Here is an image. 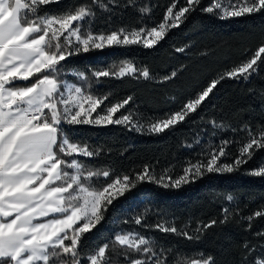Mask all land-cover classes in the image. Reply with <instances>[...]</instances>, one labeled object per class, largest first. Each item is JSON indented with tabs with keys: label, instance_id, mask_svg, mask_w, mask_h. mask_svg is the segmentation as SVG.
Masks as SVG:
<instances>
[{
	"label": "trees",
	"instance_id": "trees-1",
	"mask_svg": "<svg viewBox=\"0 0 264 264\" xmlns=\"http://www.w3.org/2000/svg\"><path fill=\"white\" fill-rule=\"evenodd\" d=\"M104 2L108 4L107 10L93 4V0H58L41 5L40 14L61 16L86 6L96 14L86 18L90 22L83 25V30L108 35L122 29L131 32L158 27L165 22L167 10L173 5L174 13L184 7L191 10L178 27L167 28L164 39L152 48L139 44L111 45L67 56L61 62L58 78L62 82L81 87L94 98L107 97L98 113L104 114L107 107L132 97L118 116L127 115L142 126L136 131L122 124L63 125L71 140L98 153L94 157H78L85 168L109 171L107 178L101 175L86 183L99 190L125 175L134 180L145 166L157 177L166 173L175 179L190 165L206 163L209 153L225 140L229 141L225 148L227 155L220 157L218 163L234 164L241 147L250 139L243 130L245 126L253 134L264 130V53L254 66L257 71L247 80L226 74L251 60L264 46V10L222 17L216 10L206 9L217 2L228 7L229 0H199L194 6H189L187 0ZM180 48L184 51H177ZM124 62L141 70L147 68L150 79L125 76L97 80L93 76L95 71H117ZM173 72L175 77L164 79ZM76 73H84L86 79H80ZM45 74L42 70L28 81L14 84L30 85ZM213 80L218 81L216 88L195 112L164 132L148 131L151 123L181 111ZM213 122L222 127H214ZM260 167H264V149L255 150L246 163L231 173L205 172L178 188L137 182L107 205L102 218L89 231L81 233L78 243L81 264H90L87 258L104 245H108L107 264H129L125 254L133 258L138 254L129 253L115 243L117 235L128 233L149 239L153 249L167 258V264H190L193 259L207 257L212 258L213 264L264 261V177L251 175ZM257 212L261 215L256 216ZM138 218L141 224H136ZM212 221L216 223L204 227ZM159 223L175 227L192 239L161 232L155 228ZM78 227L80 223L73 226Z\"/></svg>",
	"mask_w": 264,
	"mask_h": 264
},
{
	"label": "snow or ice",
	"instance_id": "snow-or-ice-1",
	"mask_svg": "<svg viewBox=\"0 0 264 264\" xmlns=\"http://www.w3.org/2000/svg\"><path fill=\"white\" fill-rule=\"evenodd\" d=\"M49 2L0 0V264H81L78 251L81 233L89 231L90 226L102 218L107 205L134 188L137 182H155L164 188H178L203 176L205 172L231 173L246 163L255 150L264 149V130L253 134L245 126L243 130L248 132L250 139L241 147L240 156L232 165L218 163L220 157L227 155L225 148L229 141L225 140L218 149L209 153L206 163L190 165L184 169L183 175L175 179L166 173L157 177L145 166L134 180L125 175L99 190L86 183L101 175L107 178L109 171L87 170L78 157H94L98 153L71 140L63 125L125 124L136 131H140L142 126L127 115L113 118L129 104L132 97L107 107L104 115L97 113L93 117L92 114L107 97L94 98L81 87L62 82L58 78L61 62L67 56L111 45L142 44L145 48H152L164 39L167 28L179 26L191 8L184 7L174 13L175 5L169 7L165 23L158 27L131 32L122 29L119 33L97 35L83 30V25L90 22L86 18L96 14L91 8L81 6L75 12L61 16L41 15L40 6ZM109 3H115V0H109ZM198 3L199 0H187L189 6ZM93 4L108 9L104 0H93ZM214 8L220 10L218 15L241 16L264 10V0H243L242 3L229 0L228 7L217 2L206 11L213 12ZM141 11L146 12L147 9ZM177 51L183 52L184 49ZM262 53L264 46L256 51L251 60L226 75L247 80L257 71L254 66H257ZM42 70L46 74L30 85L14 84L16 80L28 81L34 73ZM76 75L82 80L86 79L84 73ZM175 75L173 72L164 79H171ZM93 76L97 80L101 77L121 79L125 76L150 79L147 68L138 69L130 62H124L117 71H95ZM217 83V80H213L181 111L151 123L148 131L161 133L183 121L209 97ZM213 126L222 127L216 122H213ZM63 157L73 158L65 160ZM251 175L264 177V167L253 170ZM228 199L232 200V197ZM50 213H59L61 217L47 222H33ZM255 215L260 216L261 213ZM81 221L82 226L73 228ZM135 222L141 224L139 218ZM215 223L212 221L204 227H211ZM155 228L192 239L187 233H181L166 223L156 224ZM67 240L71 243L66 244ZM115 243L125 247L129 253L138 254L134 258L125 254L129 264H167L163 253L158 254L150 240L139 234L117 235ZM107 248L108 245L99 247L95 254L89 256L90 264H107ZM190 264H213V261L207 257L193 259ZM257 264H264V261Z\"/></svg>",
	"mask_w": 264,
	"mask_h": 264
},
{
	"label": "rangeland",
	"instance_id": "rangeland-1",
	"mask_svg": "<svg viewBox=\"0 0 264 264\" xmlns=\"http://www.w3.org/2000/svg\"><path fill=\"white\" fill-rule=\"evenodd\" d=\"M53 1H58V0H50V2H53ZM50 2H49V3H50ZM214 4H216V3H214ZM214 4H213V5H214ZM213 5H212V6H213ZM212 6H211V7H212ZM213 10H216L217 12L220 11L219 9H216V8H214ZM245 14H248V13H245ZM220 15H221L222 17H229V16H223V13H220ZM164 23H165V22H164ZM168 23H170V21H169ZM62 39H63V38H61V40H62ZM54 42H55V41H54ZM139 45H142V44H139ZM69 84L74 85V84H72V83H69ZM97 113H98V108H97V110H96V113H93L92 116H93V117H96ZM118 113H119V112H117V113L115 114V116L113 117L114 119L117 118V117H119V116H118ZM99 114H100V115H104L105 113H104V114L99 113ZM64 125L67 126V127H68V126H76V125H68V124H64ZM79 125L106 126V125H111V124H100V125H96V124H79ZM122 125H125V124H122ZM125 126H126V125H125ZM128 127H129V128H132L131 126H128ZM132 129H134V128H132ZM71 171H72V170L70 169V172H71ZM57 183H60V182H57ZM53 216L56 217V218H60V217H61V214H59V213H53ZM54 217H53V218H54ZM79 223H80V226H82L83 221H81V222H79ZM73 226H74V225H73ZM91 227H92V226H90V228H91Z\"/></svg>",
	"mask_w": 264,
	"mask_h": 264
},
{
	"label": "crops",
	"instance_id": "crops-1",
	"mask_svg": "<svg viewBox=\"0 0 264 264\" xmlns=\"http://www.w3.org/2000/svg\"><path fill=\"white\" fill-rule=\"evenodd\" d=\"M16 81H22V80H16ZM15 82V81H14ZM47 111V110H46ZM53 213H50L47 217H40L37 220L33 221L34 223H40V222H47V220L52 219ZM10 219V218H9Z\"/></svg>",
	"mask_w": 264,
	"mask_h": 264
}]
</instances>
